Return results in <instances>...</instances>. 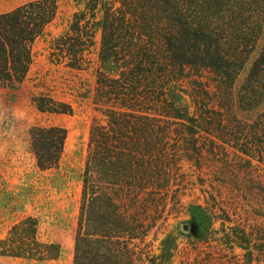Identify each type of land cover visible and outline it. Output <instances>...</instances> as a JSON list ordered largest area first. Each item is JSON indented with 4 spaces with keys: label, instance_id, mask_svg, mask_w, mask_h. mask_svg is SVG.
I'll use <instances>...</instances> for the list:
<instances>
[{
    "label": "trees",
    "instance_id": "obj_1",
    "mask_svg": "<svg viewBox=\"0 0 264 264\" xmlns=\"http://www.w3.org/2000/svg\"><path fill=\"white\" fill-rule=\"evenodd\" d=\"M57 13L56 0L0 13V87L27 79L34 45ZM263 25L264 0H86L74 13L51 43L52 63L87 70L98 32L102 37L93 100L101 116L90 129L73 264H171L172 239L155 254L148 238L164 216L174 178L169 140L176 122L264 164V44L234 89ZM34 103L43 113H73L47 95ZM236 107L261 109L244 120ZM67 136L61 125L31 127L40 169L60 165ZM61 253L59 243L40 239L33 216L0 237V256L50 261Z\"/></svg>",
    "mask_w": 264,
    "mask_h": 264
},
{
    "label": "rangeland",
    "instance_id": "obj_2",
    "mask_svg": "<svg viewBox=\"0 0 264 264\" xmlns=\"http://www.w3.org/2000/svg\"><path fill=\"white\" fill-rule=\"evenodd\" d=\"M28 1L0 0V13ZM56 1L57 16L34 45L27 79L14 89L0 87V237L23 217L33 216L39 221L40 239L59 243L62 253L50 261L0 256V264H73L90 129L94 118L101 116L93 100L102 33L96 36L93 63L87 70L52 63L48 57L51 43L86 4V0ZM263 44L264 25L235 81V93ZM41 95L70 104L73 113L40 112L34 98ZM260 109L236 107L235 113L250 120ZM35 125L67 129L57 168L37 166L30 138ZM169 141L174 178L164 216L148 238L153 252L160 254L164 241L171 238V264H264V164L248 161L247 156L205 132H191L183 121L172 127Z\"/></svg>",
    "mask_w": 264,
    "mask_h": 264
},
{
    "label": "water",
    "instance_id": "obj_3",
    "mask_svg": "<svg viewBox=\"0 0 264 264\" xmlns=\"http://www.w3.org/2000/svg\"><path fill=\"white\" fill-rule=\"evenodd\" d=\"M184 229H185V230H187V229H188V226H187V225H185V226H184Z\"/></svg>",
    "mask_w": 264,
    "mask_h": 264
}]
</instances>
